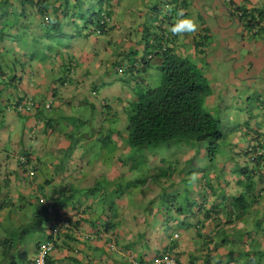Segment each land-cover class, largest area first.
Masks as SVG:
<instances>
[{
    "label": "trees",
    "instance_id": "16d2710c",
    "mask_svg": "<svg viewBox=\"0 0 264 264\" xmlns=\"http://www.w3.org/2000/svg\"><path fill=\"white\" fill-rule=\"evenodd\" d=\"M110 1L0 0V121H3L6 115L21 116L24 120L31 118L35 124H40L43 131L47 128L50 131L52 128V132L56 131L58 136H67L71 144L83 139V133L77 130L88 127L87 120L77 119L71 125V132L69 124L60 125L61 129H57L60 120L69 123V115L58 114L53 117L50 113L51 115L48 114L46 117L43 113L52 107V99L57 96L59 89L66 88L67 85H73L75 91L80 86L84 87V90L89 88L93 91L94 85H84L78 80L80 73L84 76L88 70L81 71L82 68L79 69L76 59L69 53L70 48L79 49L78 44L82 41L83 51L90 50L88 37L106 33L111 16L116 15L114 4ZM182 6L183 4L175 6V12L181 10ZM235 11V16L243 28L256 27L261 21L264 22V6L237 7ZM170 13H173V9L168 14ZM45 17H55V22L49 23ZM114 24L116 23L109 24L110 28ZM260 29L263 28L257 27L256 31ZM164 39L162 32L150 36L147 28L143 27L141 40L145 50L140 62L129 61V52L124 54L116 52L114 56L122 54L124 58L117 56L111 63L116 74L129 76L130 72L134 75L138 70L144 69L152 52H156L161 58L159 64L161 81L157 86L144 88L130 100L129 97L120 100L119 97L114 102L116 113L112 115L113 107L102 99L97 105L94 103L96 101L77 100V106L80 103L84 104V112L92 113L95 111L94 106H98L97 109L101 112L99 123L105 120H109L110 123L113 121V129L110 126L106 129H94L101 145L100 149L103 148L104 154L109 155L108 157L102 155L100 160L102 164L113 156L114 149L115 151L118 149L110 139L109 135L112 133L121 138L123 144L126 141L128 149L151 147L168 141L183 143L202 141L206 145L209 161L217 154L218 142L224 137L220 122L221 111H218L219 116H214L212 108L204 106L209 94L204 77L187 57L174 51L172 44L164 43L170 42L169 39ZM202 45V41H195V46L199 50ZM28 52L31 55H28ZM135 53L137 55L136 51H130V54ZM111 54L113 57V52ZM36 61L39 62V68L35 67L32 71L28 64L33 66ZM54 61L56 65H53ZM43 65H49L51 72L48 85L43 87L46 92L44 89L40 91L38 84H35L34 90H30L28 86L23 87V80H29V76L37 74ZM40 78L39 81L44 80ZM17 84L20 86L19 89ZM10 87L19 92H14ZM37 91L42 93L38 95ZM72 94L75 92H69V96ZM45 95L49 96L48 100L51 99V102L44 101ZM69 100L70 98H67L63 101L64 104H69ZM120 121H124L125 138L120 137L121 131L114 127ZM22 126L19 128L22 129ZM65 127H68L66 132ZM237 128L240 127L234 128L235 138L239 133ZM250 135L255 136V131ZM110 141L111 149L107 150L105 145ZM187 145H181V148L186 149L181 152L180 161L191 160ZM234 146L229 145L228 150L219 149V154L225 159L219 165L220 171H223L222 179L217 176L209 177L217 178L220 190H214L213 186L207 183L208 199L202 201L198 197L196 199L200 201L198 207L190 206L188 214L182 215L180 207L173 208V213L171 208L167 207L164 213L159 207L153 208L149 205L148 209L135 213V218H139L138 225H135L136 231L133 226L122 225L119 209L112 202L103 204L101 201L106 188L114 193L119 192L122 185L129 187V180L122 181L121 177L127 176L132 168L129 170L126 168V172L117 177L109 178L104 174L95 176L91 187H86V191L76 189L77 187L74 189L69 182L65 183L53 177V172L49 175L45 173L33 196L36 198L42 196L46 202L38 203L34 200L38 209L31 219L23 221L17 231L5 230L0 234V264H31L39 246L46 242H51L52 246L45 255L44 264H52L55 260L52 257L53 252L64 249L76 255L81 249L86 250L87 243L93 241H101L102 253L107 255L105 259L109 260V264H132V261L134 264H153L156 259L164 257L172 258L176 264H264V139L258 140L257 137L250 140L239 139L237 149ZM78 148L81 149L79 143ZM85 148L87 150L86 144ZM70 149L67 144L66 153ZM34 152L24 146L17 152L19 154L17 163L22 170L27 172L28 169L24 167L26 164L29 170L33 171L30 168L34 167V162L47 165L48 162L40 160ZM85 157L86 160L91 158L87 155ZM118 161L126 167L124 158L118 156ZM164 162H169V165L178 164L176 158L160 160L156 166L154 163L150 164L152 169H147L149 172L132 178L134 184L142 185V189L149 192L153 186L151 183L162 179L169 186L171 184L169 180L175 177L172 183L179 187L185 176L180 170L166 166ZM56 168L57 165L54 172L57 171ZM45 186L50 187L47 196L42 192ZM196 189L198 186L193 190ZM77 191L82 196L74 197L73 193ZM147 191H141L140 194L147 197L152 195ZM8 192L10 193L7 190L0 199L2 213L0 218L16 217L19 220L20 210H16L17 207L10 198L11 195L8 196ZM96 198L98 204L87 201ZM215 198L219 200L216 201ZM131 200L137 201L136 196L134 195ZM206 201L212 204L213 209L204 207ZM177 211L178 213H175ZM56 219L63 220L66 225L61 224L52 236L50 231L55 226ZM206 221L209 226L205 225ZM83 223L91 232L79 233V230L83 231L86 228L80 226ZM34 233L40 234V237L33 241L29 256L24 244L26 237ZM134 246L138 249L135 250ZM184 249H187L189 254L182 260ZM67 258L69 259L67 264H87L85 260L76 259L71 254L67 255Z\"/></svg>",
    "mask_w": 264,
    "mask_h": 264
},
{
    "label": "rangeland",
    "instance_id": "374dc122",
    "mask_svg": "<svg viewBox=\"0 0 264 264\" xmlns=\"http://www.w3.org/2000/svg\"><path fill=\"white\" fill-rule=\"evenodd\" d=\"M126 1L128 0L112 1L115 2L114 6L116 7L114 9L116 15L111 16L108 26H106L105 34H95L97 37L92 36L89 38V41L93 44V49L86 50L82 53L80 45L78 44V56L74 59H76V64H78V66L81 65V62H79L78 59L81 61H89L91 63L93 69L89 70L87 75L90 80L93 81L92 85H94V88L93 91L89 88L84 90V87L82 88L80 86L78 90L79 92L75 93L73 96L71 95V99L68 102L69 104L66 103V106H69V113L66 115H69L68 119L70 120H68L69 123L65 120V123L69 124L71 128V125L77 119L87 120L89 126L85 129L77 130L83 133V139L80 141L78 139L75 144L74 142L71 144L68 142L67 136H58V134L55 133L56 131L52 132V128H50V132L48 128L43 131V128L39 125V128L34 134L36 138L32 140L31 143L33 144V149H35V153L40 160H48L50 164H48V168H45L40 163L38 164L34 162L36 177L41 180L45 173L49 175L53 172V177L60 179L62 182L65 181V183L69 182L74 189L77 187L76 189L86 191V187L89 188V186L87 183L81 181L88 177L91 179L92 184L95 176H100L97 175L96 169L100 168L99 166L102 165L100 162V160H102L101 157L102 155L103 157H108L109 155L104 154L105 150L103 148L100 149L101 145L98 143V136L95 135L96 131H94V129H106L109 126L113 129V121H111L112 124L109 120L99 123L101 112L97 109L98 106H94L95 111L90 113L89 111L84 112V104L80 103L78 106L77 104L78 101H84L85 99L87 102H90L91 100L96 101L94 103L97 105L102 99V101H106L109 106L113 107L115 104L116 93L120 95V100H125L122 96L124 91H127L128 93L130 91L133 99V96H136V94L144 88L148 86H157L160 83L161 75L159 72V64L161 58L156 52H152L144 69L138 70L134 75L130 74V72L129 76L126 74H116L111 66L115 57L118 56L124 58V55L118 54L116 56L115 54L114 56V53H127L129 43H133L132 41L135 39L134 36L129 35V15H136L137 17V12L139 10H145L146 8L151 7L146 11V14L143 15L144 17L141 25L147 28L150 36L154 33L161 34L162 32L163 37L170 40V42L167 40V42H164L167 45L172 44L173 46V43L175 42L176 46H173L174 51L181 56L187 57V59L195 65L197 71L204 77L207 84V91L209 93L205 99L204 106L212 108L211 111L214 116H219V112L221 111L220 122L224 137L219 140L217 154L215 157L213 156L211 161L208 160L206 145L202 141L190 143L168 141L140 149L133 147H129L128 149L125 141V150L124 152H121V154L123 155L124 161L126 160L125 163L127 170H129V168L132 169L129 170V176H122L121 179L122 181L129 180V187H127V189L122 185L119 188L120 191L114 193L106 188L101 201L103 204L112 202L119 210H129V206L132 205V207L135 208V211L140 212L142 209H148V206L151 205L153 208L159 207V210L164 213L166 212L167 207L171 208V213L174 211L173 208L180 207L182 215L188 214L190 206L198 207V203L200 202L196 200L198 197L199 200L202 201L208 199L206 193V188H208L207 183L208 185L213 186L214 190L221 189L217 186V178L221 180L223 177V171H220L219 165L222 164L225 159L222 157V154H219V149L228 150L229 145L232 144L233 146H237L239 139L247 138L250 140L255 139L256 137L258 140L260 138L264 139V45L262 42L264 41V29L254 31L250 27L243 28L242 24L237 20L234 21L233 25L232 19L227 16L229 5H227V7L224 6L225 0L220 2L217 0H199L202 2L201 4H205V12L200 11V14L204 15L202 17L204 27L210 29L209 36L206 35V39L202 41L204 44L202 45L201 50H199L190 44L191 38L194 36L197 37L198 35L188 34L183 38H178L168 31V27L173 22L168 23L165 20L159 19L162 10H167V7L164 6L161 0H140L139 6L135 5L134 7H130L129 5V8L127 6L124 8V5H128ZM213 4L214 6H212ZM195 18L194 19L197 21V17ZM112 22H115L116 24L110 28L109 24L112 25ZM236 28L238 30H236ZM197 40H199V37ZM9 45L10 44H8V46ZM138 46L141 48V43L137 44L135 47L137 48ZM231 49H233V51H231ZM112 52L113 57L111 54ZM229 53L230 58L226 57L224 60L222 58L223 55ZM29 54L30 53L28 52V55ZM143 56V53L139 54L138 52L137 55L136 53L129 54V61L135 60V63H139L140 58ZM48 59L51 60L50 57ZM48 59L46 60L48 61ZM34 64L35 65L33 66L28 64L32 71L35 70V67L39 68L38 61ZM53 65H56L55 61L53 62ZM140 67L141 65H139V68ZM38 73L40 75H38ZM38 73H35L34 75L31 74L29 76L30 78L27 77L29 80L24 79V86H28L30 90H34V87L36 86L35 84L40 85L41 83L38 80L39 77L44 79V81L51 77L49 65H43ZM82 74L83 73H80V75ZM105 80L108 82H105ZM41 84L44 85L43 82ZM17 87L18 89L20 88L18 84ZM39 88L41 89L42 87L39 86ZM11 89L16 93L19 92V90L15 91V89ZM213 89H215L214 93ZM59 90L57 96L52 99V107L49 110H45L43 113L46 117H48V114H52V116H57L58 114L63 115L62 112L65 110L68 111V109L63 106L64 102L60 103L61 101L66 100V94H64L62 89ZM91 92H94V94ZM211 100L214 102L210 105ZM49 101L51 102V99H49ZM45 106L47 107V105ZM51 109L52 112H50ZM32 111L33 110H31V112ZM113 113L114 112L111 111V115ZM117 115L119 116V113H117ZM1 122L7 124V129L2 131L3 134L0 133V156H4L5 160L10 163L11 155L13 154L10 141L13 132L17 131L14 130V128L17 127L18 129L20 125H24L25 120L21 116L6 115ZM60 125H64L62 120H60L58 124L57 129L59 130L61 129ZM235 126L240 127L237 128L239 129V133L236 138L234 137ZM71 130L72 128L70 131ZM253 131L256 133L255 136L250 135ZM123 134V137L125 138L126 134L124 129ZM112 135H114V133L109 136ZM238 137L241 138L238 139ZM15 143L18 144V141ZM78 143L81 145V149L78 148ZM111 143V141L106 143L105 148L107 150L111 149ZM67 144L69 149L71 147L68 153L65 151ZM85 144L87 145V150ZM184 144H188L189 156H191V160L187 162L179 160L181 152L186 149V147L181 148V145ZM236 146H234L235 149H237ZM45 148L48 149L47 152H45ZM41 151L45 153L44 158H41L43 155H39ZM115 152L114 149L112 152L114 153L113 156L104 162L105 166L111 164L112 158L115 157ZM85 155L91 158L86 160ZM83 158H85V160H83ZM174 158L177 159L178 164L169 165V162H164V164L166 166H171V168L175 167L176 170H180L185 176V180H181L179 187H176V185L172 183V178L169 180V182H171L169 186H167L162 179L151 183L153 186L152 190L149 192L142 189V185L134 184L132 178H136L149 172L147 169H152L150 164L159 160L167 161V159ZM94 160H97L98 162H94ZM56 165L57 171L54 172ZM58 166L60 167L58 168ZM0 169H2L0 171L2 174L4 169L1 165ZM15 173L18 180L24 182L21 187L24 188L29 186L31 178L28 177L26 171L17 168ZM193 174H196L195 180L191 179ZM215 176H217V178H209ZM10 179H0V189L2 187H9L10 189L15 188L19 191L16 184ZM155 183L157 184L155 185ZM77 184L79 186H77ZM195 184L198 186V189L193 190ZM145 186L146 185L144 184V187ZM7 190L9 189L7 188ZM23 190L25 191L22 193L23 196L18 200L13 199L15 207H17L16 210H20L19 213L21 214V217L19 220L16 217H1L0 234H3L5 230H16L23 221L26 222L31 219V216L34 215L35 211L38 209L34 202L33 194H31L32 191L25 188ZM141 191H147V193L152 195L148 197L147 195L144 196V194H140ZM134 195L136 196L137 201L132 202L131 198ZM73 196L77 197L82 195L77 191V193H73ZM1 198L2 196H0V199ZM126 199L129 200L126 201ZM147 200L149 201L147 202ZM87 201H90L93 204H98L97 198L87 199ZM19 206L23 207L20 208ZM194 207L192 209H194ZM0 216H2V213H0ZM133 219L134 216H129V224L133 223ZM136 221H139V219L136 218ZM39 237L40 234L38 233L26 237L27 239L25 240L26 243L24 246L27 249V254L29 256L31 254L30 247H32L33 241Z\"/></svg>",
    "mask_w": 264,
    "mask_h": 264
},
{
    "label": "crops",
    "instance_id": "0c3cea01",
    "mask_svg": "<svg viewBox=\"0 0 264 264\" xmlns=\"http://www.w3.org/2000/svg\"><path fill=\"white\" fill-rule=\"evenodd\" d=\"M112 1L113 0H111L110 2L114 4L115 2H112ZM217 1L220 2L222 0H217ZM126 2H127L128 5H124V8H126V6L129 8V5H130V7H134L135 5L139 6L140 0H128ZM161 2L164 4L165 7H167V10H165V11L162 10V13L161 12H160L161 14L159 13L160 14L159 19L165 20L168 23L174 22V20L176 19V12H175L176 8H175V6L176 7L178 5L181 6L182 4H183V6H182L181 10H183L185 17H187V18H195V17H197V21H198L197 23L199 25V31L196 33V35H198V36L197 37L194 36L190 40V44L192 46L197 48L195 46V41H199V40L203 41V40L206 39V37H207L206 35L209 36L210 29L204 27L203 19H202V17L204 15L200 14V11L201 12H205V4H201L202 2H200L199 0H161ZM168 2H170V3H168ZM227 5H229V10H228L227 16L232 19V23L234 25V21L237 20V18L235 16V14H236L235 8H237V7L249 8V7H253V6H256V7L264 6V1L263 0H225L224 1V6L227 7ZM212 6H214V4ZM114 8H115V6H114ZM150 8L151 7L146 8L145 10H139L137 12L138 13L137 17H136V15L135 16L129 15V35L135 37V39H133V41H132L133 43H129V48H127L129 54H130L131 50L136 51L139 54L143 53L144 50H145V46H144V44H143V42L141 40V33H142V29H143V26L141 24H142L143 17H144L143 15L146 14V11L148 9H150ZM169 8L173 9V13L172 14L170 13V15L168 14L169 13ZM114 12H115V9H114ZM155 23H157V22H155ZM158 23H159V20H158ZM236 30H238V29L236 28ZM90 37H92V36H90ZM198 37H199V40H197ZM88 40H89V37H88ZM262 42H263V45H264V41H262ZM82 43H84V41H82ZM139 43H141V48L139 46L136 48L135 46H137V44H139ZM91 44L92 43L89 41V49L90 50L93 49V44H92V46H91ZM203 44H204V42H203ZM79 45H81L80 49H81V51L83 53L84 52L83 48H82L83 44H79ZM173 46H176L175 42L173 43ZM78 51H79V49H77V47H73V48H71V51H70L69 54L72 55V58L74 59L75 57L78 56ZM231 51H233V49H231ZM229 56H230V53L229 54H224L222 58L225 60V58L229 57ZM81 62L82 63H81L80 68H79V69L82 68L81 71L85 72L86 70L89 71V70L93 69L92 65H91V63L89 61H81ZM78 80L82 81L84 83V85H92L93 84V81L90 80V78L87 75V73L84 76H81V75L78 76ZM48 81H49V79L46 80V81H44V80L40 81L41 83L43 82L44 85L40 83V85H38V87L41 86L42 87L41 89L43 90L48 85ZM105 82H108V81L105 80ZM23 87H24V85H23ZM65 87L66 88H63L62 90H63L64 94H66V99L67 98L71 99V96H69V92H71V91H74L75 93L79 92L78 91L79 88L77 87L78 90L75 91V89H73V87H74L73 85L72 86L71 85H67ZM41 89H40V91H42ZM44 91H45V89H44ZM37 92H39V91H37ZM214 92H215V89H213V93ZM30 93H32V92H30ZM40 93H42V92H39L38 95ZM131 94L132 93L130 91H129V93L127 91H124L122 96L124 98L129 97V100H130V99H132V95ZM72 96H73V94H72ZM48 97L45 95V101H49ZM119 97H120V95H118L116 93L115 94V101H117V99ZM133 98H135V96H133ZM61 102H63V101H61ZM213 102L214 101L211 100L210 105L213 104ZM63 106L66 107V109H68V111L65 110L64 112H62L63 114L66 115L67 113H69V106H66V104H64V103H63ZM115 110H116V105H113V108L111 109V111L116 113ZM64 124L66 126L65 122H64ZM39 125L40 124H37V123L35 124V122L31 118H28V119L25 120V123L22 126V129H20V128L17 129V127H15L14 130H17V131L13 132L12 138H11V141H10L11 145H12V150H13V154L11 155V162L8 163L7 160H5L4 156L3 157H2V155L0 156V161H1L0 163H2L0 165L4 169L2 174L0 172V174H1V178L0 179H4L5 178L6 180H9L11 178L10 180H12V182H14L16 184V187H18V189H19V191H17L15 188H11L10 189L9 187H7L9 189V191H10V193L8 192V196L11 195L10 198H12V201H13V199L18 200L21 196H23L22 193L25 192L23 190L24 188L31 190L32 191L31 194H33V195L37 191L36 189L39 188L38 184H39L40 180L37 179V177H36V170H34V167L30 168V169H33L34 175L32 176L30 182L28 181L29 182V186H26L24 188L21 187V185L24 184V182L22 180H18V177H17V175L15 173L17 168H21V167L18 166V163H17V160H18V157H19L18 156L19 154L17 152L20 150V148L24 146V147H29V149L30 150L32 149V151H35V149H33V144L31 143V141L36 138L34 136V134H35L36 130L39 128ZM123 126H124V124H123L122 121L117 122L114 125V127H116L117 129H119L121 131V136L120 137L124 136L123 131H122L123 130ZM5 129H7V124H4V123H2L0 121V133H2V131H5ZM67 130H68V127L64 131L66 132ZM110 138L114 141V143L117 145V148H118L116 150V152H115V157L112 158L110 165L105 166V163H103L102 165L99 166L100 168L96 169V172H97V175H103L104 174L105 176H107L109 178H112V177L120 176L121 174H124L126 172V167L122 166L120 164V162L118 161V156L123 158V155L121 154V152H124L125 145L123 144V141L120 140L121 138H118L117 135H115V134L110 136ZM16 141H18V144L15 143ZM47 151H48V149L45 148V152H47ZM34 154H36V153L34 152ZM39 155H43V157H44L45 153L41 151L39 153ZM83 160H85V158H83ZM46 161L48 162V160H46ZM95 162H98V161L96 160ZM157 162L158 161L154 162L153 165L156 166L155 164ZM48 164H50V162H48L47 165H43V167L48 168ZM24 167H25V169H29L26 164H25ZM1 170L2 169H0V171ZM173 180L175 181V177L173 178ZM81 182L87 183L88 186L91 185V179H89L88 177L83 179ZM77 186H79V185L77 184ZM194 187L195 188L197 187L196 184H195ZM7 188L6 187H2L0 189V196H2V197L4 196L5 192L7 191ZM230 189H232V188H230ZM49 190H50V187H47V186H45L42 189V192L44 193V196H47ZM215 199H216V201L219 200V198H215ZM215 199H214V201H215ZM212 202H213V200H212ZM203 205H204L205 208L213 209L212 208V204H210L207 201ZM119 212H120V215H121V218H122V221H123L122 225H124V226H126V225L133 226L135 228V231H136L137 228L135 227V225H138V221H136V218H138V217L135 218V213L137 212V211H135V208L132 207V205H131V206H129V210L124 209V210H119ZM175 213H177V212H175ZM173 215L176 216V214H173ZM129 216H131V217L134 216L132 224H129ZM201 217H202V215H201ZM125 218H126V221H125ZM220 218H222V217H220ZM211 223H212V221H211ZM205 225L209 226L207 221L205 222ZM80 226L81 227L84 226L86 228L83 231L79 230V233L80 232H83V233L91 232L90 229L86 226V224L83 223ZM100 245H101V241L88 242L87 243V247L85 248L86 250L81 249L80 253L74 252V253H76V255L72 254V252H67L64 249H61L60 251H57V252H53V256L52 257L55 258V260H54V262L52 264H59V262L61 264H67L68 260H69L67 258V255H70V254L74 255L76 259H81L82 261L85 260L87 262V264H109V260L107 261L105 259V256H107V255H105V253H102V247ZM189 248L190 247H188V249ZM136 249H138V248L135 247V250ZM191 253H192V251H191ZM188 254H189L188 250L184 249L183 250V254H182V260H185L186 256Z\"/></svg>",
    "mask_w": 264,
    "mask_h": 264
},
{
    "label": "clouds",
    "instance_id": "9594fccd",
    "mask_svg": "<svg viewBox=\"0 0 264 264\" xmlns=\"http://www.w3.org/2000/svg\"><path fill=\"white\" fill-rule=\"evenodd\" d=\"M169 11H171V8H169ZM45 19L49 23H54L55 22V17H45ZM261 23H264V22L261 21L258 24V26L255 27V30L254 31H256V28L257 27L263 28L261 26ZM250 28L253 29L254 27L252 26ZM168 31L173 36H176L178 38H183L185 35H188V34L195 35L199 31V25H198L197 21L194 18H187V17H185L183 10H177V12H176V19L168 27ZM29 171L30 170L28 169L27 170V175H28V177L32 178V176L34 175V172L31 171L32 172V175H29L28 174ZM191 179L192 180H195L196 179V174H193V176L191 177ZM33 199L35 200V202H38V203H44V202H46V200L42 196L37 197V198L33 196ZM41 199H42V201H40ZM45 208H47V204L46 203H45ZM46 247H47L46 245H42V248H46ZM44 254H46V253H44ZM34 258H35V256L33 257L31 264H33ZM37 264H43L42 256L37 261ZM169 264H172V262L169 261Z\"/></svg>",
    "mask_w": 264,
    "mask_h": 264
},
{
    "label": "built area",
    "instance_id": "2783aa9c",
    "mask_svg": "<svg viewBox=\"0 0 264 264\" xmlns=\"http://www.w3.org/2000/svg\"><path fill=\"white\" fill-rule=\"evenodd\" d=\"M261 26L264 28V23H261ZM253 30H255V27L253 28ZM29 175H32V172L29 171L28 172ZM42 201V199L40 200ZM57 220V219H56ZM66 225L63 220H57L55 226L52 228V231H50L51 235L54 236L56 231H57V228L60 226V225ZM42 245H46L47 247L46 248H42ZM52 244L51 242H46L44 244H41L35 254V258H34V262L33 264H37V261L41 258L42 256V261H43V264H44V258H45V255H47L48 253V250L51 248ZM46 253V254H44ZM169 261L172 262V264H176L175 260H173L172 258H167V257H164V258H161V259H156L153 264L155 263H158V262H164L166 264H169ZM132 264H134V261H132Z\"/></svg>",
    "mask_w": 264,
    "mask_h": 264
}]
</instances>
